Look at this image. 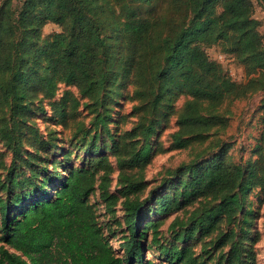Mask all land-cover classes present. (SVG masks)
Here are the masks:
<instances>
[{
    "label": "trees",
    "instance_id": "16d2710c",
    "mask_svg": "<svg viewBox=\"0 0 264 264\" xmlns=\"http://www.w3.org/2000/svg\"><path fill=\"white\" fill-rule=\"evenodd\" d=\"M12 1L0 0V101L9 107L11 122L0 120V139L12 155L0 178V264H254L249 251L212 252L207 242L196 252L189 241L210 236L223 213L231 221L252 184L264 196V112L256 159L243 174L213 160L184 164L176 179L162 180L148 191L144 179L150 137L174 112L180 94L189 98L172 140L185 148L206 137L220 120L215 107L239 89L206 47L216 44L235 54L252 73L250 81L264 73V40L253 1L166 0L173 11L158 30V18L144 9L158 0H20L17 7ZM46 21L62 29L41 40ZM59 83L74 85L79 93L66 90L50 102L61 114L66 106L75 112L80 103L93 113L95 131L87 137L88 130L78 127L75 144L90 165L70 163L59 170L55 162L70 160L73 147L64 149L52 137H41L19 118L35 92H41L40 101L51 100ZM128 84L141 102L139 113L115 139L108 128L111 111ZM260 101L264 106V96ZM22 125L34 136L30 150L22 149ZM98 127L111 140L109 150L119 168L120 187L114 191L109 189L114 167L99 148L105 139L97 143ZM131 167L136 170L127 173ZM167 182L171 193L165 191ZM96 190L106 214L114 216L118 203L123 211L118 251L89 200ZM181 208L187 218L168 224L173 236L167 242L159 220L146 218ZM226 239L227 234L220 235L213 249ZM145 251L157 252L159 259L145 258Z\"/></svg>",
    "mask_w": 264,
    "mask_h": 264
},
{
    "label": "rangeland",
    "instance_id": "374dc122",
    "mask_svg": "<svg viewBox=\"0 0 264 264\" xmlns=\"http://www.w3.org/2000/svg\"><path fill=\"white\" fill-rule=\"evenodd\" d=\"M253 1V15L260 21L258 30L264 40V4L260 0ZM20 0H13L14 6H19ZM166 0H158L153 6L145 5V12H152L158 22L156 28L164 26V16L171 11L168 10ZM62 28L59 24L46 21L40 28L41 40L48 39L56 31ZM208 55L219 62L228 72L231 78L237 83L238 91L229 94L215 107V112L220 116V120L207 133L201 141H193L185 148H177L173 145L172 134L178 129L177 118L183 106L184 101L189 98L187 93L180 94L174 101V112L164 121L160 122L154 134L150 137V156L144 167V179L147 182L146 191L150 188H158L162 180L168 178L176 179L178 176L177 168L184 164L195 163L203 164L213 160H219L221 164L228 166L237 171L239 175L243 174L248 166L256 159V143L261 131L259 117L264 112V106L261 105V98L264 96V73L255 74L256 80H249L252 73L247 74L244 63L239 60L233 53H224L219 45H211L205 48ZM264 70V69H263ZM264 72V71H263ZM69 90L73 95L78 96V90L74 85H65L59 83L54 97L51 100L43 99L40 101L41 92L37 91L32 97L29 107L19 114L20 120L37 129L38 134L43 137H52L58 146L67 149L73 147L70 160L62 163L55 162L59 170H63L64 164L73 163L75 166L85 164L90 165L92 161L86 158L83 149H76L75 144L78 142L80 133L78 127L88 130L87 137L94 131L92 125L93 113L83 106H78L75 112H71L66 106L65 115L59 112V109L50 102L58 101L63 93ZM134 86L128 84L124 87V95L118 99L119 103L113 105L111 111L112 120L108 125L109 131L115 139L131 128L137 119L139 109L136 108L141 104L140 100L133 95ZM9 107L0 101V120L5 121L8 125ZM16 119V118H15ZM98 127L99 137L97 143L100 144L105 139V145L99 146L104 153L108 154L114 170L111 174V183L109 189L117 190L120 185L117 183L119 168L115 158L111 155L109 146L111 140L105 131ZM22 149L30 150L32 145L29 141L34 139L32 132L25 126H21ZM11 151L4 145L0 139V178L2 179L5 170L11 160ZM60 159V157H57ZM49 167L52 166L51 159L48 161ZM127 173L136 170L135 167L125 168ZM64 172V171H63ZM167 182L165 191L171 193L172 189ZM146 194V193H145ZM144 194V195H145ZM99 191L96 190L89 200L95 204L96 212L100 222L105 224L104 232L109 243L118 251V244L121 241L123 224V211L120 204L115 206V215L111 216L104 212V207L99 199ZM213 204V203H212ZM196 206L188 204L185 208L189 210ZM188 213L184 208L168 212L164 215L148 214L146 219H158L160 229L163 232V239L171 241L173 232L167 229L168 224L176 217L186 219ZM116 219L121 220L119 224ZM114 232V234H112ZM222 234H227L225 245L213 249L214 242ZM211 241L209 242V240ZM209 243L207 248H212V252L222 249L224 252L234 251L245 254L249 251L250 258H253L254 264H264V196L258 191V186L252 184L246 194L242 209L237 211L231 221L226 220L225 213L221 214L217 221L216 230L208 237L193 238L189 243L196 252H200L203 243ZM152 251H154L152 249ZM145 251V258H158L157 252ZM208 264H214L213 260H208Z\"/></svg>",
    "mask_w": 264,
    "mask_h": 264
}]
</instances>
